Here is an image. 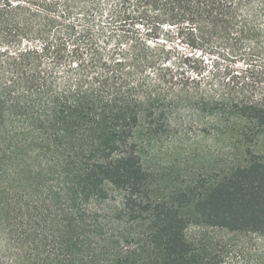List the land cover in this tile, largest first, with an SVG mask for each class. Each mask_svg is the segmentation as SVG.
Masks as SVG:
<instances>
[{"label":"trees","instance_id":"trees-1","mask_svg":"<svg viewBox=\"0 0 264 264\" xmlns=\"http://www.w3.org/2000/svg\"><path fill=\"white\" fill-rule=\"evenodd\" d=\"M247 160L157 194L189 124ZM264 0H0V264H264Z\"/></svg>","mask_w":264,"mask_h":264},{"label":"rangeland","instance_id":"rangeland-1","mask_svg":"<svg viewBox=\"0 0 264 264\" xmlns=\"http://www.w3.org/2000/svg\"><path fill=\"white\" fill-rule=\"evenodd\" d=\"M247 146L236 131L191 123L169 130L146 147L143 162L156 193L165 194L178 183L222 172L234 162L249 159ZM255 150L264 155V143Z\"/></svg>","mask_w":264,"mask_h":264}]
</instances>
